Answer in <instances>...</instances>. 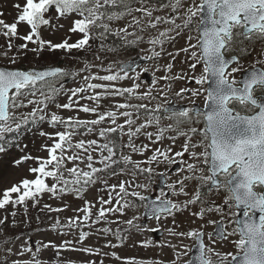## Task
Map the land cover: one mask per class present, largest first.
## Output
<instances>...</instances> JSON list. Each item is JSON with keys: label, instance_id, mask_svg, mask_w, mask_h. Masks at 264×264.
<instances>
[{"label": "snow or ice", "instance_id": "snow-or-ice-1", "mask_svg": "<svg viewBox=\"0 0 264 264\" xmlns=\"http://www.w3.org/2000/svg\"><path fill=\"white\" fill-rule=\"evenodd\" d=\"M11 8L10 22L0 10V169L28 175L0 179V264H264V0ZM135 49L152 65L146 87L148 67L101 55ZM29 205L59 242L10 236ZM137 247L153 257L118 251Z\"/></svg>", "mask_w": 264, "mask_h": 264}, {"label": "rangeland", "instance_id": "rangeland-1", "mask_svg": "<svg viewBox=\"0 0 264 264\" xmlns=\"http://www.w3.org/2000/svg\"><path fill=\"white\" fill-rule=\"evenodd\" d=\"M13 0H0V10H3L5 12V18L10 22L11 21V17L14 15V11L11 8V4H12ZM0 43H3V38L0 37ZM138 49L135 50H129L127 53H121L119 56H112L106 53H102L101 55L104 56H108V59H126L128 58L131 54L133 53H138ZM107 63V61H105ZM142 67H148L150 69V74L152 75L151 72V67L152 65L148 62L145 65H142ZM162 73H157V75H161ZM141 83L143 86H147L148 85V81L146 79H144V73L142 74V78H141ZM76 86L74 85L72 80H67L65 82V87H73ZM180 85H177L176 87H179ZM61 102H65V101H61ZM31 137H29L28 139H25V143L29 144V148L31 149L33 147L32 143L30 142ZM28 165H24L22 168L20 169H0V179H11L13 181H18L22 178H24L25 176H27V169ZM30 178V177H29ZM3 183H0V187H3ZM48 202V203H52L54 206H56V204L58 203L57 201H49L47 196L44 197V199L42 200L41 204ZM69 202L73 203V206L75 207L76 205H78L80 202L79 201H72L71 198H69ZM22 211V210H21ZM4 213L0 212V216H2ZM40 214L39 213V207L37 208H32L31 205H29V209H28V216L30 217V224H21L19 227H17L14 231H10V236H12L13 238L17 235H21L24 238L27 237H31L30 243H35V241L37 240H57V235L51 231L48 230V227L50 225V223L52 221L49 220V218L44 215V214H40V219L43 221V224L40 225L39 221H37L36 216ZM72 215L71 212H65L61 214V220L63 221V219L67 216ZM24 219L22 216L17 217L18 222L20 220ZM39 225L40 231L39 233L36 231L37 227ZM154 226V225H153ZM146 236H149L152 238V233H148L146 234ZM0 239H3L2 237H0ZM57 242H59L57 240ZM89 243H91V241H89ZM101 243H103V241H101ZM107 251V249H105ZM118 251H122L123 254H126L128 256H135L137 258H149V257H153L154 253L153 250L151 249H143V248H135V249H127V250H118ZM2 254V253H0ZM62 255L64 256H70V257H75L77 254L76 253H72V252H64L62 253ZM41 259H45L48 260L49 262H51L52 260L55 259L54 253L52 251H44L41 255ZM106 264H114V261L111 260H106Z\"/></svg>", "mask_w": 264, "mask_h": 264}, {"label": "flooded vegetation", "instance_id": "flooded-vegetation-1", "mask_svg": "<svg viewBox=\"0 0 264 264\" xmlns=\"http://www.w3.org/2000/svg\"><path fill=\"white\" fill-rule=\"evenodd\" d=\"M130 57L133 59L138 58L137 53L131 54ZM159 187H162V185H159ZM159 187H157V192L159 191ZM144 223H149V220L145 218ZM164 234L162 232L152 233V239L159 240Z\"/></svg>", "mask_w": 264, "mask_h": 264}, {"label": "water", "instance_id": "water-1", "mask_svg": "<svg viewBox=\"0 0 264 264\" xmlns=\"http://www.w3.org/2000/svg\"><path fill=\"white\" fill-rule=\"evenodd\" d=\"M137 60V62L139 63V64H141V63H143V62H146V61H144L143 59H140L139 57L136 59ZM148 81H150L151 80V77H150V74H148V73H146V77H145ZM163 186V185H162Z\"/></svg>", "mask_w": 264, "mask_h": 264}]
</instances>
